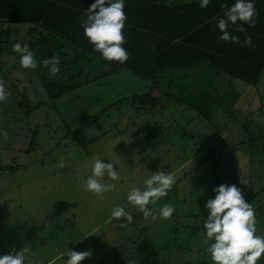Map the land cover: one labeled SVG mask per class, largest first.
Wrapping results in <instances>:
<instances>
[{
    "label": "rangeland",
    "instance_id": "obj_1",
    "mask_svg": "<svg viewBox=\"0 0 264 264\" xmlns=\"http://www.w3.org/2000/svg\"><path fill=\"white\" fill-rule=\"evenodd\" d=\"M193 1L199 0L172 3ZM31 27L18 29L27 33ZM7 45L12 48L10 43L2 48ZM11 61L14 68L9 69ZM0 62L8 66L0 69L8 92V99L0 103V192L22 196L12 205L5 201L9 221L0 222V256L25 249L24 264L53 259L65 264L62 254L75 244L71 250L91 252L81 264H212L208 245L202 243L209 215L205 204L215 199L213 189L223 173L231 181L224 185H236L252 204L256 235L264 236V76L257 87L227 77L231 86L210 92L214 98L206 105L212 118L207 120L181 106L134 111L131 98L149 92L152 84L124 70L96 81L108 70L99 62L87 68L82 80L89 82L54 101H49L40 81L43 74L51 77L49 68L37 63L36 69L27 70L19 63L18 69L19 61L6 54H0ZM208 73L206 81L212 79ZM188 79L193 83L195 77L190 73ZM164 85L160 89L168 94L178 91L177 86ZM220 137L227 140L211 146ZM252 137L257 140L250 148L241 145ZM231 149L243 154L248 166H238V172L229 163L221 173L216 162ZM28 150L37 151L34 165L27 163L17 174L14 164L25 165L31 157L26 156ZM95 156L111 162L120 176L118 181L105 177L115 189L103 196L86 192L82 183L91 175ZM157 171L174 174L176 182L156 205L148 206L156 219L145 220L127 196L134 187L144 190V181ZM164 204L175 207L168 219L160 217ZM117 206L133 216L126 228L119 227L123 220L110 221ZM22 214L39 218L23 223ZM257 264H264V254Z\"/></svg>",
    "mask_w": 264,
    "mask_h": 264
},
{
    "label": "trees",
    "instance_id": "obj_2",
    "mask_svg": "<svg viewBox=\"0 0 264 264\" xmlns=\"http://www.w3.org/2000/svg\"><path fill=\"white\" fill-rule=\"evenodd\" d=\"M172 1L124 0L127 19L123 29L126 41L123 47L129 59L120 64L104 60L84 36L81 18L86 19L85 11L96 0H0V54L13 56L19 61L20 56L13 52V45H27L35 53L39 68L44 60L58 56L59 73L40 77L49 101L89 82L82 80L86 77L87 68L99 62L108 70L101 73L96 81L124 70L152 84L149 92L131 98L130 106L134 111L183 106L210 120L212 114L206 102L214 98L210 92L219 90L214 84L220 78L230 77L254 87L262 81L264 0H252L257 12L254 27L243 24L246 32L237 30L241 22L228 27L229 33L238 36L241 42L246 34L250 36L252 46L219 41L221 33L217 23L225 11L222 5L231 7L236 0H210L205 9L200 7V0L184 4ZM20 25L32 27L24 38L15 37L16 40L11 41L13 35L20 34ZM9 43L12 48L8 45L2 48ZM208 72H211L212 79L206 81L204 76ZM190 73L195 77L193 83L188 79ZM162 84L168 89L177 86L178 91L168 94L164 88L160 89ZM158 91L160 94H156ZM215 95L220 96L217 91ZM32 140L34 142V138ZM255 140V137L249 138L241 145L250 148V143ZM226 151L216 162L218 165L224 162ZM229 152L235 154L234 149Z\"/></svg>",
    "mask_w": 264,
    "mask_h": 264
},
{
    "label": "clouds",
    "instance_id": "obj_3",
    "mask_svg": "<svg viewBox=\"0 0 264 264\" xmlns=\"http://www.w3.org/2000/svg\"><path fill=\"white\" fill-rule=\"evenodd\" d=\"M210 0H200V7L207 8ZM107 5V6H106ZM124 0H96L86 11V19L81 18V27L84 36L95 52L101 53L106 61H115L124 64L129 59V54L123 47L126 43L123 29L126 22ZM224 15L218 20L217 27L221 33L219 41L252 46L251 37L245 35V40L240 41L238 36L231 35L229 25L241 22L238 31L246 32L243 24L254 27L257 15L255 4L252 0H236L231 7L222 5ZM13 52L20 56V66L23 69L34 70L38 64L35 53L27 45L16 43ZM60 60L58 56L43 61L49 68L50 76H56L59 71ZM8 99V92L3 81H0V103ZM118 181L119 173L114 165L104 163L99 158H94L91 165V175L82 179L84 190L98 196L113 191L115 184L105 182ZM172 173L157 171L150 173V178L144 181L145 189L132 188L127 196L128 203L143 214L145 220H155L156 215L149 205H156L158 200L165 197L175 184ZM215 199H210L205 204L209 215L203 223V244L208 245L207 251L211 256L212 264H257L264 254V236L256 235L255 209L251 203L245 201L242 192L236 185H220L213 189ZM175 212V207L164 204L159 208L162 219L170 218ZM111 220H123L119 227L126 228L133 220V216L122 207H115L110 216ZM209 242H211L209 244ZM62 255L66 256L65 264H81L91 256L90 251L77 252L67 250ZM25 249L20 252H10L0 256V264H24ZM50 264H56L55 259Z\"/></svg>",
    "mask_w": 264,
    "mask_h": 264
},
{
    "label": "crops",
    "instance_id": "obj_4",
    "mask_svg": "<svg viewBox=\"0 0 264 264\" xmlns=\"http://www.w3.org/2000/svg\"><path fill=\"white\" fill-rule=\"evenodd\" d=\"M20 38H24L27 34H26V32H20ZM16 38H19V36L17 35V36H15ZM5 60H3L2 62H4ZM2 62H0V65H1V67H0V69H2V70H4V69H8V66H7V64H3ZM16 64H17V67H18V69H19V62H16ZM10 66H9V69H11V68H14V62L13 61H11L10 62V64H9ZM2 75V73H0V79H2V80H5L6 79V77L5 76H1ZM223 78V79H222ZM222 78H220L216 83H215V85H217L216 87H217V89H219V91L220 90H224L225 91V89L227 88L226 87V85H229V86H231L232 85V81H230L229 79H226V78H224V77H222ZM233 82H237L236 80H234ZM175 107H177V106H175ZM180 107V106H179ZM181 107H183V106H181ZM183 108H185V107H183ZM186 109V108H185ZM247 116H253L254 115V113L252 112V111H245L244 112ZM248 113H249V115H248ZM239 127L240 126H238V127H235L234 128V132L236 131V130H238L239 129ZM233 132V133H234ZM228 136H230L231 134H227ZM227 139L226 138H223V137H220V138H218L217 140H215V142L213 141V142H211V146H214V144H216V143H218V142H225ZM228 142V141H227ZM233 144H235V143H233ZM37 151H41L39 148H38V150ZM37 151H34L33 152V150H28V151H26V156L28 157V156H31L30 157V159L29 160H27V161H25V162H23V163H26L25 165H22V164H19V165H17V164H14L15 166L14 167H16V169H17V174L19 173V169H27V166L29 165H27V163H30V164H32V165H34L33 163H31L33 160V156L32 155H34ZM22 152L23 151H21L20 150V153L22 154ZM96 154V152H93V154L92 155H95ZM239 156H241L242 157V162H241V160H240V158H239ZM90 157V156H89ZM210 157H211V154H210ZM94 158H96V156L94 157ZM224 162L223 163H221V165H220V172L222 173V170H224V167H227L226 165H229V163L230 164H233L234 165V167H235V169H237V171L239 172V169H240V167H238V166H242V165H245L244 166V169H246L247 168V166H248V161H247V159H245L244 160V155L243 154H240L239 152H237V153H235V154H233V155H231L230 153L229 154H226L225 156H224ZM15 163H16V161H15ZM63 165V164H62ZM24 174L26 173V172H23ZM224 174V173H223ZM223 174H221V177H220V181L218 182V187H219V184L220 183H222L221 185H224V183H229V182H231L230 181V179L229 178H227L226 179V176H223ZM228 177V176H227ZM225 179V180H224ZM230 184H228V186H229ZM240 185H241V182H239L238 181V187H240ZM22 196H21V193L20 192H13L12 194H10V192H7V191H1L0 192V222L1 223H3V222H8L9 221V218L7 219L6 217L8 216L7 215V213L6 212H4V205L6 204V202L5 201H8V204L9 205H12V202L13 203H15V201L18 203V199L19 198H21ZM4 203V204H3ZM36 210L35 209H33V213H35L36 214V212H35ZM35 214L31 217L29 214H25V215H23V217L21 218V221L24 223V222H27V223H30V221L31 222H34V219H37V218H39V217H35ZM44 215L46 216L47 214H46V212H44ZM42 218H43V216H42ZM44 221V220H43ZM42 221V222H43ZM47 224L50 226V223H48L47 222ZM76 245L75 244H72V245H70L69 246V248L67 249V250H71V249H73V247H75ZM67 250H65V252L67 251ZM46 264H50V261L49 262H47Z\"/></svg>",
    "mask_w": 264,
    "mask_h": 264
}]
</instances>
